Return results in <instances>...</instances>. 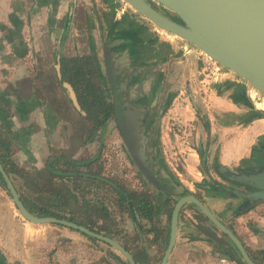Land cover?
<instances>
[{
  "label": "crops",
  "instance_id": "crops-1",
  "mask_svg": "<svg viewBox=\"0 0 264 264\" xmlns=\"http://www.w3.org/2000/svg\"><path fill=\"white\" fill-rule=\"evenodd\" d=\"M103 1L109 6V14L112 8H123L120 0ZM85 3L86 0H0V143L6 152L23 170L41 169L52 156L65 157L73 151L79 156L82 146L72 143L78 139L79 131L74 128L72 112L64 113V87L55 75L58 60L65 55L89 53L94 44L103 48L109 43L112 65L120 66L128 83V70L142 73L141 78L144 73L154 75L153 94H141L142 100L155 103L165 91L164 102L174 104L167 109L166 117L190 126L187 141L180 149L184 153L179 162L181 173L173 169L169 172L174 182L189 194H196L239 239L252 260L264 264V200L254 203L237 194L250 192L244 182L247 175L264 166V110L258 107L264 106V95L223 70L217 80L202 84L198 51L187 42L158 30L144 18L126 13L120 18L101 16L94 27L92 23L96 21ZM82 32L84 38L80 40ZM87 34L91 42H87ZM171 86L175 90L173 97L166 92ZM187 87L197 90L200 100L195 102L186 93ZM206 90L208 93L200 96ZM183 92L191 111L187 105L176 106ZM151 122L146 120V127ZM161 139L165 150L169 143L163 136ZM8 177L14 188L18 189L17 182L24 188L17 178ZM204 217L195 205L180 209L166 264H222L219 259L228 258L225 250L230 248L197 228L198 224L204 225L231 245ZM135 223L132 220V230L138 236ZM120 231L118 239H114L126 247L137 264L153 261L148 257H154V244L148 247L140 235L137 238L146 255L142 251L134 254L129 231ZM101 247L75 230L24 220L0 182V264H112ZM229 264L240 263L234 259Z\"/></svg>",
  "mask_w": 264,
  "mask_h": 264
},
{
  "label": "water",
  "instance_id": "water-1",
  "mask_svg": "<svg viewBox=\"0 0 264 264\" xmlns=\"http://www.w3.org/2000/svg\"><path fill=\"white\" fill-rule=\"evenodd\" d=\"M150 1H152L150 3ZM120 0L133 8L139 15L158 29L171 33L190 43L198 50L210 56L224 70L241 78L251 88L264 95V0ZM109 43L103 46L104 73L108 82L109 96L113 107V121L121 136L123 146L136 167L139 175L159 192L178 197L173 203L168 221V236L159 264H166L173 246L177 217L185 203H192L197 209L223 233L237 249L235 257L238 263L255 264L245 252L238 238L227 229L205 204L178 182L162 183L153 173L144 159L142 142L144 129L141 112L142 106L133 105L130 100L134 95L133 87H128L126 79L116 80V75L123 72L120 66L112 65L113 54ZM131 72V70H128ZM76 109H79L74 92L68 83L63 84ZM128 91L127 95L119 94ZM257 163L254 162L253 166ZM162 178H169L161 171ZM0 177L18 214L33 224L55 223L80 231L101 241L114 249L128 264H137L131 253L115 239L94 232L75 222L55 216H36L30 213L11 183L0 163ZM103 180L105 178L100 177ZM249 187L255 190L240 192L239 196L252 202L264 200V166L247 175ZM204 184H207L204 182ZM204 188V187H202ZM206 236L230 248V244L204 225H197ZM227 255H232L228 252Z\"/></svg>",
  "mask_w": 264,
  "mask_h": 264
},
{
  "label": "rangeland",
  "instance_id": "rangeland-1",
  "mask_svg": "<svg viewBox=\"0 0 264 264\" xmlns=\"http://www.w3.org/2000/svg\"><path fill=\"white\" fill-rule=\"evenodd\" d=\"M83 4H84V2H83ZM85 5L90 7L91 15H92V12H98L99 15L101 14L105 18L106 17L117 18L118 16L120 18V16L122 14L126 13L128 15L133 16V17L136 16L137 18H143L136 11H133L132 9H130L129 7H127L124 4H123V8H112V11H110L111 12L110 14H109V9H108L109 6H106L104 4L103 0H86ZM93 18L95 19V16ZM99 19H101V18H99ZM98 20L95 19L96 23H94V24L92 23V25L94 27L98 25ZM144 20H146V19L144 18ZM152 26H154V25H152ZM104 28L106 29L105 24H104ZM155 28H157V27H155ZM97 30H99V29L97 28ZM158 30H160V29H158ZM160 31H162V30H160ZM99 32H101V31H98V33ZM163 32H165V31H163ZM81 34L82 35L79 37V39L83 40V38H84L83 32ZM169 36H173V35L170 34ZM174 38H176V40H179L180 42H186V41H184L178 37H174ZM98 41H99V39H98ZM187 44L191 45L188 42H187ZM191 46L196 51H198V49L195 46H193V45H191ZM86 54H89V53H86ZM76 55H83V54H76ZM65 56H73V55H65ZM95 56H96V60H97L98 65L100 66V68H102L99 44H97L95 46ZM223 71L225 73L232 74L231 72H229L227 70L223 69ZM129 73L131 75L130 80H129L130 81L129 87H133L134 95L137 98L139 96H141V94H148L150 96L153 94L152 81L154 79V75L143 72L144 77L141 78V75L143 76L142 73L138 74L136 71H135V73H133L132 71ZM194 79H196V77H194ZM199 79L202 81L203 76L200 75ZM211 82H213V81H209V82L202 81V84L209 85ZM61 83L64 84L66 82L63 81ZM142 84H143V87H141ZM146 84H148V86H146ZM63 87H64L63 101L65 102V107H66L64 113H68L67 111L72 112V114L74 116V121H73L74 128H77L79 131V134L77 136L78 139H76L74 141L72 140L73 141L72 143H73V145H77L76 147L82 146L81 153L79 154L78 157H76L77 154H75V151H73L72 153L65 154V157H67L69 159H74L72 157H76L77 159L84 158V157L87 158V157H89V155H92L93 153H95L97 155V158H96V161L94 162L92 169L98 170L100 172L101 176H103L104 178H108L110 180H113L112 182L115 181L116 183L122 185L123 188L126 190H132V191H137V192L138 191L147 192L149 198L155 204L157 202V196L161 193L158 194V191L154 190L152 188V186H150V184L144 178H142L139 175L136 167L131 162V160H130V158H129V156H128V154H127V152L123 146L121 136H120V134L116 128V125H115L113 119H111L108 122V124L106 125L104 131L102 132L101 140L99 142H98L97 136L89 138L87 136V131H85V126L86 127L88 126L86 121L82 120L79 117L78 113L76 112L77 109L74 107L73 102L70 99L67 88L64 85H63ZM173 91L175 92V90L172 86L169 88H166V92H170V94L172 93V97L175 94V93H173ZM186 93L191 94L193 96L192 97L193 100L195 98V102L197 100H200L199 92L197 90L192 91V87H191V89L189 87H187ZM207 93H208V90H206L205 93L203 92L202 94H200V96L206 95ZM166 96L167 95H165V91H164L162 95L160 94V97H158L157 101L155 102V105H154V114H155L154 118H155V120L152 119V122L146 127L145 142L150 144V146H151V148H153V150H154V147L156 146V144L158 143L159 149H160V158L162 159V162H163L165 168L169 172H171L173 169V171L175 173L176 171L179 172L181 170L179 162L180 161L182 162V154H184V153L180 149H181V147H183L185 145V141H187L186 140V137H187L186 132L190 131L191 129H190V126L184 125V124L182 125V123L176 121L172 117H171V119L166 117L167 109L169 107L174 106V104L172 102H169V103L164 102L166 99ZM179 96L180 97L177 98L178 103L176 104V106L183 108L184 107L183 105H187L186 109L191 111V104L189 103V100L186 97L185 92L181 93V95H179ZM63 101H62V103H63ZM62 103L58 102L59 105ZM200 110H202V109H200ZM202 114H204V113H202ZM64 118L71 120L66 115H64ZM68 125L72 126L70 122H68ZM168 132H171V134L168 135L167 134ZM162 136L164 137L165 142L169 143V147L165 148V150H164L165 143H162V139H161ZM37 170L38 169L30 168V169H27L26 171L30 172V174L32 176H34L36 174ZM179 173H181V172H179ZM179 177H180V175H179ZM62 182H63V184H65L66 190L68 191L67 194H68L70 206L77 205L78 203H80L82 200H85V199L90 201V202L88 201L90 203V205H92L94 202L98 203L99 205H102L105 208V210L108 212L110 218H113V220H114V223H112V222H110L109 224L105 223V225L108 226L109 230H112V229L114 230L113 231L114 232L113 233L114 238L119 236V234L121 233L120 230H122V231L128 230L129 231L128 234L130 235L128 238L132 239V242L134 243L133 247L130 248L131 251L134 254L136 252L142 251L144 253V255H146L144 249H142L143 246L141 243L142 242L141 239L137 238L138 236L143 235L144 242L147 244V246L154 244L153 247H151V248H153L155 251L154 257H148L149 258L148 260H151V258H152L153 261H151V262L147 261L143 264H150V263L151 264H159L160 257L162 255L163 250H164L165 245H166L164 243V238L163 237L161 238V236H163V234H162L163 231H165L166 228L168 227L167 215L164 213V211L163 212L161 211L162 206L159 207L160 209H159L158 215L156 217L157 218L156 228L159 230L162 229V231H161V233L160 232L158 233V236H156V239L154 242H149V238L151 235L149 234L148 235L149 237H147L143 234V228L146 227V222H144V221L141 222L139 217L133 213V208L131 207V205L128 204L129 208H130L129 211L127 209L126 204L122 203L121 206L118 207L116 205L117 194L115 191H113L108 186V184H101L97 181L85 180V179H81V178H77V177L63 178ZM139 182H140V184H139ZM55 183L59 184L57 180ZM16 186L18 188V191L20 192V195H22L25 202L28 203L30 201L31 202L35 201V202H38V204H40V205L44 204V206H47L50 208L54 207L51 205V203H50V201L46 195H43L41 197V196L37 195L35 192H32L27 188L20 187L18 185V182L16 183ZM193 190L196 191L195 188ZM188 194H189V192H188ZM172 200L173 199L170 200V202L168 203V205L166 207L172 206V202H171ZM184 208H187V205L183 206L181 208V210ZM131 214H132V217H131ZM131 218H132V220H134V223L136 222L134 226H136L135 229H136V231H138V236H137V233H135L132 230L133 224H132ZM43 224H48V223H43ZM135 236H136V238H135ZM117 239H118V237H117ZM94 244H96L97 246H99V245L102 246L101 250H103V248H104L105 252L109 251V252L119 256V258L121 260H125L114 249H112L111 247H109L105 243L97 240L94 242ZM105 256L108 257L107 255H105Z\"/></svg>",
  "mask_w": 264,
  "mask_h": 264
},
{
  "label": "trees",
  "instance_id": "trees-1",
  "mask_svg": "<svg viewBox=\"0 0 264 264\" xmlns=\"http://www.w3.org/2000/svg\"><path fill=\"white\" fill-rule=\"evenodd\" d=\"M58 72L55 74L59 85L62 81L68 83L72 88L79 109L77 113L82 120H85L87 127V136L92 138L93 135L98 134L99 141L101 140L102 132L104 131L108 122L113 119V107L109 96V88L107 84H103L99 76L100 72L97 69V63L91 55H73L61 56L58 60ZM148 119V118H147ZM97 155H93L83 159H69L60 156H52L47 159V163L36 171L32 176L30 172L18 168L10 155L6 152L4 146L0 143V163L3 169L11 178H17L24 188L35 192L39 196L46 195L51 203L52 208L38 204V202H25L22 196L19 198L27 208V210L36 216H55L63 218L77 224L83 225L88 229L100 233L102 235L114 238L113 229L109 230L105 223H114L113 218H110L108 212L102 205L93 203L90 205L89 200H82L74 206L69 205L68 191L63 178L77 177L85 180L97 181L101 184H108L107 180L100 177L98 170L92 169ZM83 169V170H82ZM56 180L59 184L55 183ZM113 180H111L112 182ZM0 182L3 184L0 177ZM111 189L116 192L117 199L116 205L118 207L124 202L129 200L135 215L139 219L146 222V227L143 228V234H150L149 242H154L158 233L162 229L156 228V221L158 210L152 203L145 191H132L126 190L122 185L114 181ZM110 187V186H109ZM16 189V188H15ZM18 191V189H16ZM89 201V202H88ZM188 205H193L188 203ZM171 207L162 208V212L167 215L169 221ZM53 224V223H48ZM61 226L59 224H53ZM64 227V226H63ZM68 228V227H66ZM74 230L72 228H68ZM77 231V230H75ZM81 235L85 236L90 242L97 241L95 238L90 237L80 231ZM168 236V227L166 232L161 238L166 242ZM160 238V239H161ZM126 248V247H125ZM105 255L111 259L112 264H128L125 260H121L119 256L106 251Z\"/></svg>",
  "mask_w": 264,
  "mask_h": 264
},
{
  "label": "flooded vegetation",
  "instance_id": "flooded-vegetation-1",
  "mask_svg": "<svg viewBox=\"0 0 264 264\" xmlns=\"http://www.w3.org/2000/svg\"><path fill=\"white\" fill-rule=\"evenodd\" d=\"M117 2H119V0H116ZM150 1V0H149ZM152 1H150V3H151ZM124 5H126V4H124ZM127 7H129L130 9H132L133 11H135L133 8H131L130 6H128V5H126ZM92 16L94 17L95 16V19H99V18H101V14L99 15L98 14V12H92ZM99 29V28H98ZM87 36V38L86 39H88L87 40V42H91V36L89 35V34H87L86 35ZM95 45V44H94ZM93 45V46H94ZM91 47L89 50H90V52H89V54H83V55H91L93 58H94V60H95V62L97 63V60H96V56H95V46L94 47ZM100 54H101V62H102V68H100V66L98 65V63H97V69H98V71L100 72V74H99V76H101V80H102V83L103 84H107V86H108V82H107V79H106V77H105V73H104V61H103V48H101L100 47ZM198 62H199V59H198ZM200 62L198 63V70H199V74L200 75H202L201 74V72H200ZM124 69V68H123ZM126 74V73H125ZM125 74L123 73V76L122 77H120V75H116V80L117 81H119L120 79L119 78H121V79H123L124 77H125ZM128 74V73H127ZM129 87V86H128ZM127 93H128V91H126V90H123V91H121V93H119L120 95L121 94H123V95H127ZM135 95H133V97H132V99L130 100V102L133 104V105H136V106H142L143 107V110H142V112H141V115H142V123H143V127H144V129H143V131H142V134H143V142H142V152H143V155H144V159H145V161L147 162V164L151 167V169H152V171H153V173H154V175L162 182V183H164V184H168L169 182H174V178L172 177V175L169 173V171L165 168V166H164V164H163V162H162V159L160 158V149H159V145H158V143L156 144V146L154 147V150H153V148H151V146H150V144H148V143H146L145 142V131H146V124H145V122H146V120H148L149 119V121H151L152 120V118L153 117H155L154 115V105H155V103H153V102H149V103H145L143 100H142V97L141 96H139L138 98L136 97ZM148 118V119H147ZM95 136H97V139H98V142H99V137H98V134L96 133V135H93V137H95ZM264 153V152H263ZM262 158H264V154L261 156ZM161 171H163L165 174H167L168 175V177L169 178H162V176H161ZM252 173H254V172H252ZM221 179H222V177H221ZM107 180V179H106ZM108 181V183H109V186H110V188L112 187L111 185H114V182H111V180H107ZM139 184H140V182H139ZM214 184H216V185H218L219 187H220V185H222L220 182H218V184L215 182ZM220 184V185H219ZM151 186V185H150ZM154 190H156L154 187H152ZM249 190H250V192L251 191H253V190H255V188H253V187H250L249 188ZM156 191H158V190H156ZM159 193H161V194H159ZM159 194V195H158ZM158 196H157V202L154 204V202L152 201V203L155 205V209H157L158 211L157 212H159V207L160 206H162L161 207V211H162V208H165L167 205H168V203L170 202V200L171 199H173L171 202H172V205H173V203L175 202V200L178 198V197H175V196H171V195H167V194H165V193H162V192H159L158 191ZM195 197H197L196 196V194H193ZM198 198V197H197ZM188 203H190V202H188ZM188 203H185L183 206H185V205H188ZM123 204H126V206H127V209H128V211H129V205H131V202L129 201V200H124V202H123ZM129 204V205H128ZM182 206V207H183ZM206 206V205H205ZM172 207V206H171ZM181 207V208H182ZM207 207V206H206ZM180 208V209H181ZM180 211V210H179ZM134 213V212H133ZM212 213V212H211ZM213 214V213H212ZM214 215V214H213ZM206 220H207V218L206 217H204ZM218 220V219H217ZM219 221V220H218ZM210 222V221H209ZM220 222V221H219ZM211 223V222H210ZM212 224V223H211ZM227 238V237H226ZM228 239V238H227ZM229 240V239H228ZM239 240V239H238ZM230 241V240H229ZM242 244V243H241ZM231 247H230V249H228V251L227 250H225V255H226V257H228L227 258V261H228V263H230L232 260H234V259H236L235 257H236V255L238 254V252H237V249L235 248V246L231 243V245H230ZM243 246V245H242ZM244 248V250H245V252L247 253V251H246V249H245V247H243ZM228 252H232L233 253V256L232 255H227L228 254ZM247 255H248V257L252 260V258L249 256V254L247 253ZM253 261V260H252ZM254 262V261H253ZM255 264H258V263H256V262H254ZM242 264V263H241Z\"/></svg>",
  "mask_w": 264,
  "mask_h": 264
},
{
  "label": "built area",
  "instance_id": "built-area-1",
  "mask_svg": "<svg viewBox=\"0 0 264 264\" xmlns=\"http://www.w3.org/2000/svg\"><path fill=\"white\" fill-rule=\"evenodd\" d=\"M198 59L200 62V72L203 76L202 81H215L218 79L223 70L217 62L207 54L198 50ZM219 262L222 264H229L226 258H220Z\"/></svg>",
  "mask_w": 264,
  "mask_h": 264
},
{
  "label": "bare ground",
  "instance_id": "bare-ground-1",
  "mask_svg": "<svg viewBox=\"0 0 264 264\" xmlns=\"http://www.w3.org/2000/svg\"><path fill=\"white\" fill-rule=\"evenodd\" d=\"M258 107L264 110V106L258 105Z\"/></svg>",
  "mask_w": 264,
  "mask_h": 264
}]
</instances>
